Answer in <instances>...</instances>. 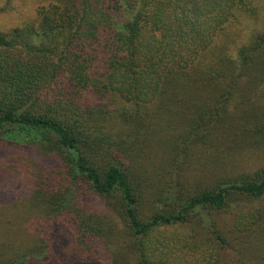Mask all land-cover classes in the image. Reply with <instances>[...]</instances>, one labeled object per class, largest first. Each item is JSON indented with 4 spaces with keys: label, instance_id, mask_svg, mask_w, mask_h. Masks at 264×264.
Listing matches in <instances>:
<instances>
[{
    "label": "trees",
    "instance_id": "16d2710c",
    "mask_svg": "<svg viewBox=\"0 0 264 264\" xmlns=\"http://www.w3.org/2000/svg\"><path fill=\"white\" fill-rule=\"evenodd\" d=\"M40 1L31 20L0 30V143L31 142L57 157L62 183L54 192L44 191L51 197L38 210L43 219L39 244L25 245L9 234L0 237V264L49 259L56 239L61 233L67 240V232L71 247L84 259L171 264L161 262L156 251L157 235L166 230L172 232L176 251L185 248L194 258L208 248L185 232L195 210L201 211V220L212 208L232 212L235 229L253 228L259 213L249 203L264 198V168L257 177L224 182L176 202H170L173 190L168 189L165 206L146 215L144 192L122 156L128 138L149 128L145 116L164 119L161 132L175 119L185 123L188 131L180 137L187 153L220 130L230 90L215 95V113L202 103L193 120L178 104L189 106L193 98L180 94L197 82L191 75L203 57L215 58L230 72L222 71L230 81L223 87L253 67L264 70V21L235 56H226L216 42L243 12L255 11L250 6L264 13V0ZM235 71H240L237 77ZM243 198L249 203L239 202ZM92 204L107 205L111 222L97 214L86 216ZM6 242L10 247L1 249ZM125 257L130 260L118 261Z\"/></svg>",
    "mask_w": 264,
    "mask_h": 264
},
{
    "label": "rangeland",
    "instance_id": "374dc122",
    "mask_svg": "<svg viewBox=\"0 0 264 264\" xmlns=\"http://www.w3.org/2000/svg\"><path fill=\"white\" fill-rule=\"evenodd\" d=\"M5 4L6 11L0 12V30L31 20L42 3L40 0H0V8ZM250 8L255 11L243 12L238 24L227 27L217 38L216 42L224 47L226 56L237 55L239 48L262 26L263 10H258L255 5ZM214 59L203 57L198 72L191 75L197 82L191 86L189 93L180 94V97L186 94L188 100L193 98L189 106L178 103L193 120L200 114L198 108L207 104L213 107L215 113V95L231 91L226 110L222 108L224 122L211 139L196 143L187 153L180 137L188 131L185 123L179 125L178 119H175L165 124L161 132L164 119L146 116L144 122L149 124V128L128 138L122 159L144 192L142 209L146 215H151L161 205L165 206L163 203L169 194L168 189L173 190L170 202H176L177 198H186L224 182L257 177L264 168V70L259 66L253 67L242 72L236 82L223 87L230 81L223 77L224 66ZM224 71L230 75L226 69ZM239 73L235 71L233 75L237 77ZM175 132L179 135L174 137ZM30 143L22 146L0 143V237L9 234L20 243L34 246L39 244L38 235H43V219L38 210L50 202L49 193L61 187L62 162ZM97 161L102 163L104 160ZM239 202L249 203V199L243 198ZM249 204H254L253 208L259 213V221L251 229H235V214L232 212L219 213L212 208L210 214L206 211L209 215L207 220L205 217L200 219V210L192 212L185 232L191 240L200 238L202 244L208 247L206 250L199 249L194 258L185 248L176 251L171 242L174 239L172 232L161 230L163 233L157 235L159 240L156 241L158 256L163 258L161 262L169 259L171 264H201L202 253L206 251L202 264H264V198ZM110 211L105 204H92L86 216L95 217L97 214L110 223ZM71 230L74 232V228ZM63 236L60 233V238L56 239L55 250L49 259L36 260L31 264H112L110 256L81 258L68 241L70 233H66L67 240ZM154 238L157 239L156 236ZM9 243H4L1 249L10 247ZM130 257L119 258L118 261L127 262Z\"/></svg>",
    "mask_w": 264,
    "mask_h": 264
}]
</instances>
